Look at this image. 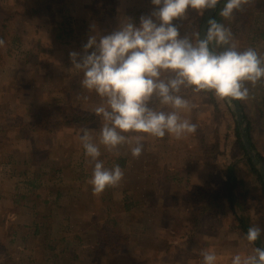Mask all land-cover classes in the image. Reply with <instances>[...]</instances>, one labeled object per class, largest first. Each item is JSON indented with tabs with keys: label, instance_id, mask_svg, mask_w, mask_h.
Returning <instances> with one entry per match:
<instances>
[{
	"label": "rangeland",
	"instance_id": "1",
	"mask_svg": "<svg viewBox=\"0 0 264 264\" xmlns=\"http://www.w3.org/2000/svg\"><path fill=\"white\" fill-rule=\"evenodd\" d=\"M43 1L0 0V264H202V249L214 250L217 264H231L236 253L264 248V231L257 243L243 239L251 226L264 230V185L235 135L239 103L255 122L253 153L264 158L255 86L249 83L248 98L233 105L184 90L191 107L181 117L196 132L148 136L139 158L130 145L112 152L100 145L99 160L106 168L119 165L124 177L94 195L93 165L79 137L87 129L98 143L103 121L95 108L102 101L80 86L69 53L82 55L91 35L99 40L126 20L139 26L156 6L151 0ZM254 1L261 3L244 5L229 28L239 50L264 56V44L253 43L250 33L259 23ZM207 10L189 9L187 19L174 21L181 36L200 32ZM79 112L86 122L66 123Z\"/></svg>",
	"mask_w": 264,
	"mask_h": 264
},
{
	"label": "clouds",
	"instance_id": "2",
	"mask_svg": "<svg viewBox=\"0 0 264 264\" xmlns=\"http://www.w3.org/2000/svg\"><path fill=\"white\" fill-rule=\"evenodd\" d=\"M250 0H226L220 16L230 19ZM156 6L149 16H141L139 26L126 20L111 34L99 40L91 35L83 45V54L69 53L72 68L82 74L80 86L101 99L95 113L103 121L98 143L87 129L79 139L85 157L93 165L92 193L99 195L108 187H117L124 177L119 165L106 168L100 145L112 152L130 145L133 158H139L148 136L166 135L181 139L195 133L197 125L181 117L190 109L184 90L212 93L217 100H246L250 83L264 80V56L254 48L239 50L232 42L231 29L215 19L201 38L200 32L181 36L174 21L187 19L189 9L202 14L215 9L219 0H151ZM214 45L216 49L210 48ZM5 41L0 39V47ZM89 49H93L89 54ZM130 133L132 135H125ZM146 134V135H142ZM260 227L251 226L243 237L254 244ZM202 264H217L212 249L200 251ZM231 264H264V248L253 247L246 254L236 253Z\"/></svg>",
	"mask_w": 264,
	"mask_h": 264
},
{
	"label": "trees",
	"instance_id": "3",
	"mask_svg": "<svg viewBox=\"0 0 264 264\" xmlns=\"http://www.w3.org/2000/svg\"><path fill=\"white\" fill-rule=\"evenodd\" d=\"M51 1V0H49ZM47 1V2H49ZM61 0H52L51 4H54V3H58L60 2ZM261 3L258 4L257 2V6H256V10H257V16H256V21L258 23L257 24V27L254 26L252 27V29L250 30L251 34H252V41L253 43H257V44H264V0H260ZM42 2H44L42 0ZM252 2V0L250 1ZM254 1V3H256ZM226 3V0H220L219 4L217 5L216 9H215V12H214V15H213V18L212 19H215L217 22L219 23H222L224 24L226 27L229 28L230 25H233L232 24V20L231 18H235L236 17V14L238 13V11L234 12L233 16L230 18V19H225L223 17L220 16V11L222 10V8L224 7ZM50 7V6H49ZM258 7L259 8V11H258ZM35 13H39L38 11H36ZM203 20V19H202ZM202 20H201V23L200 25L202 26ZM236 22V21H235ZM10 24H5L3 26V29L5 30H8L11 28ZM7 33V32H6ZM210 48L213 49L212 45H210ZM255 89L254 93H255V96H256V100H255V105H256V116L258 118V120L261 122L264 123V80H262L261 82L257 83L255 85V87L253 88ZM258 90V92H257ZM234 101V100H233ZM235 102V101H234ZM236 104H239V103H236ZM242 108V115H243V120L242 122H239L238 119H236L235 123H236V137L239 139L240 141V144H241V147L243 148L244 152H245V155L247 157V160L251 166V173L254 174L257 179H258V182L260 185H264L263 183V177L260 173V170L257 168V165L253 162L252 158L250 157L249 153L246 151L245 149V146H244V142H243V135L245 134L247 139H248V142L249 144L251 145V148H253V142H252V139H253V134H254V130H255V127H254V124L255 122L251 119L250 116L246 115L245 113V108H244V105L243 104H239ZM89 118L88 116H86L85 114L83 113H80L79 112V116L74 118L72 116V119H70L69 117L66 118V123L70 122V121H73V119H77L76 122H86V119ZM243 123H246V128L243 127ZM262 123V124H263ZM262 124L260 123L259 126H260V130L261 132L264 134V130H262L263 126ZM258 159L262 162H264V158L260 155H258ZM231 171H230V176H229V179H228V189L230 191L229 193V201L231 202L232 204V208H233V203L235 202L234 198H233V194H232V188H234L233 186L235 185V183H237V179H236V176L233 175L234 171H233V167H231ZM41 177H39L35 182H32L30 184V186L32 188H36L37 186L35 185V183L40 179ZM264 191V189H263ZM209 192L206 193V195L208 194ZM126 202L128 201L127 198L125 199ZM127 206V210L129 211L131 209V205H126ZM242 227L245 229V223L244 221H242ZM257 243V241H256Z\"/></svg>",
	"mask_w": 264,
	"mask_h": 264
},
{
	"label": "water",
	"instance_id": "4",
	"mask_svg": "<svg viewBox=\"0 0 264 264\" xmlns=\"http://www.w3.org/2000/svg\"><path fill=\"white\" fill-rule=\"evenodd\" d=\"M220 2V0H219ZM219 4V3H218ZM217 4V5H218ZM217 7V6H216ZM216 9V8H215ZM215 9H208L205 16H204V19H203V22H202V26H201V31H200V34H201V38H203L204 36V32L206 30V28L208 27V21L211 20L213 18V15H214V12H215ZM227 103L229 105H233L232 101L233 100H226ZM235 113L237 115V119L239 122H242L243 120V115H242V108L239 104H235ZM243 142H244V146H245V149L246 151L249 153L250 157L252 158L253 162L258 165L260 164L261 165V168H260V173L263 177V182H264V162L260 161L257 157V155H255L253 153V149L251 148V145L249 144L248 142V139L246 137V135L244 134L243 135Z\"/></svg>",
	"mask_w": 264,
	"mask_h": 264
}]
</instances>
